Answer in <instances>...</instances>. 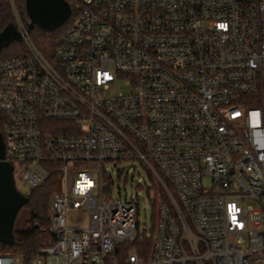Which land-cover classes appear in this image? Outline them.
<instances>
[{"label": "built area", "instance_id": "built-area-1", "mask_svg": "<svg viewBox=\"0 0 264 264\" xmlns=\"http://www.w3.org/2000/svg\"><path fill=\"white\" fill-rule=\"evenodd\" d=\"M80 1L50 54L17 21L26 52L0 60L3 160L29 190L60 176L54 243L27 264H264V0ZM123 159L163 190L147 256L121 247L139 234V198L106 177Z\"/></svg>", "mask_w": 264, "mask_h": 264}, {"label": "trees", "instance_id": "trees-1", "mask_svg": "<svg viewBox=\"0 0 264 264\" xmlns=\"http://www.w3.org/2000/svg\"><path fill=\"white\" fill-rule=\"evenodd\" d=\"M24 1L25 0H13L14 5L20 11V14L27 25L29 19L25 12ZM66 1L70 5L71 14L64 23L51 31L43 30L38 26H34L29 30L28 35L32 40L33 45L44 54H50L56 45H58L60 36L72 26L76 15L82 7L80 0ZM10 24H14L11 3L9 0H0V32ZM24 52H26V46L22 39L11 38L1 47L0 60L11 59ZM157 185L160 195L163 196V190L160 184ZM59 190L60 176L56 172L50 173L41 186L30 190V193L26 195L28 201L22 206V208L27 211V218L24 219L22 227H17L14 222L13 244L7 245L0 242V252L18 253L23 257V263L27 264L31 256L41 247L52 245L54 243L53 235L42 230L41 227L46 226L49 223L50 198ZM154 215H156V212ZM155 222L156 217L150 235L146 236L143 233L138 234L133 241L124 243L122 246H124L125 249L134 247L140 255L147 256L153 245Z\"/></svg>", "mask_w": 264, "mask_h": 264}, {"label": "rangeland", "instance_id": "rangeland-1", "mask_svg": "<svg viewBox=\"0 0 264 264\" xmlns=\"http://www.w3.org/2000/svg\"><path fill=\"white\" fill-rule=\"evenodd\" d=\"M13 17L14 25L18 21L21 25L25 26L26 22L16 6L15 10L13 11ZM15 34L16 32H14L13 29H7L0 33V46ZM22 41L27 48L26 41ZM28 41L32 43L29 35ZM128 90L129 89L125 84V79L117 78L116 81L112 84L108 93H127ZM106 167L108 169L106 177H108L109 179V182L111 184V191L114 196L120 195L122 199L134 196H137L139 198L138 231L139 234L146 232L147 235H150L156 217V215H154V213L156 212V205H154L152 202H156L158 200L159 190L157 183L152 181L148 177L146 170L142 167V163L137 159H123L118 161L115 166H113L112 163H106ZM14 181L15 186L19 192L24 195H28L30 193V190L18 179H16V177ZM146 183L149 186H146ZM51 203L52 197L50 198V205ZM27 215L28 214L26 209L21 208L18 211V215L16 216L15 225L17 227H22L23 221L27 218ZM122 249L126 253L129 252L131 248L125 249L124 246H122ZM6 253L10 252H0V254ZM45 261L46 264H61L60 258L52 255H47ZM2 264H23V257L20 254H16L14 256H6L2 258Z\"/></svg>", "mask_w": 264, "mask_h": 264}, {"label": "water", "instance_id": "water-1", "mask_svg": "<svg viewBox=\"0 0 264 264\" xmlns=\"http://www.w3.org/2000/svg\"><path fill=\"white\" fill-rule=\"evenodd\" d=\"M24 6L29 19L28 33L34 26L51 31L64 23L71 14L70 5L66 0H25ZM7 29H13L16 32L9 39H22L14 24L8 25L3 31ZM3 45L0 46V49ZM3 158L4 143L0 132V242L11 245L14 241L13 226L16 216L22 206L27 203L28 198L17 190L12 174V165Z\"/></svg>", "mask_w": 264, "mask_h": 264}]
</instances>
